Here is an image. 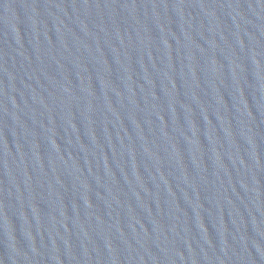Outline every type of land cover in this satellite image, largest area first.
Here are the masks:
<instances>
[{
  "label": "water",
  "instance_id": "1",
  "mask_svg": "<svg viewBox=\"0 0 264 264\" xmlns=\"http://www.w3.org/2000/svg\"><path fill=\"white\" fill-rule=\"evenodd\" d=\"M0 264H264V177L170 0H0Z\"/></svg>",
  "mask_w": 264,
  "mask_h": 264
}]
</instances>
